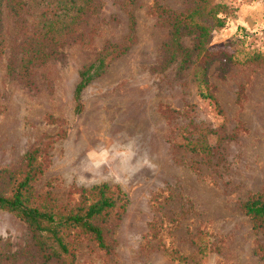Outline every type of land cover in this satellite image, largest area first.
Here are the masks:
<instances>
[{
  "label": "rangeland",
  "instance_id": "obj_1",
  "mask_svg": "<svg viewBox=\"0 0 264 264\" xmlns=\"http://www.w3.org/2000/svg\"><path fill=\"white\" fill-rule=\"evenodd\" d=\"M153 4L195 8L191 0H95L72 35L40 44V26L28 16L20 24L0 4V193L36 149L32 196L70 207L76 189L106 183L127 198L105 225L112 250L80 240L75 264H264V231L241 209L264 189V0H207L194 18L210 26L205 10L219 6L223 26L200 42L185 39L186 68L162 70L168 34ZM100 56L103 73L75 101L79 73ZM165 107L185 112L186 129L192 120L216 130L205 139L213 157L177 145ZM29 242L26 225L0 210V264H57L43 263Z\"/></svg>",
  "mask_w": 264,
  "mask_h": 264
},
{
  "label": "trees",
  "instance_id": "obj_2",
  "mask_svg": "<svg viewBox=\"0 0 264 264\" xmlns=\"http://www.w3.org/2000/svg\"><path fill=\"white\" fill-rule=\"evenodd\" d=\"M95 0H0L7 13L25 24L23 16H28L31 25L40 26L39 43L50 42L62 32L73 34V26L93 11ZM132 1V0H130ZM195 5L192 10L177 13L153 4L150 13L156 17L158 23L163 25L168 34V39L161 46L162 61L160 69L176 64L179 69H184L191 62V49L185 46L187 38L197 42L203 40L210 27H222L225 10L219 6L209 7L205 15L210 20V26H204L194 18L197 9L204 7L207 0H191ZM220 15V16H218ZM23 37L24 33L22 34ZM34 36L26 37L32 42ZM28 46L27 42L24 43ZM28 49L38 54L40 47ZM105 57V54L103 55ZM100 56L95 63L79 73V82L73 91V98L78 100L81 90L92 78L101 75L104 71V58ZM32 53L28 55L30 59ZM209 100L215 101L210 93L205 95ZM204 97V95H203ZM217 113L220 109L214 104ZM78 107V106H77ZM162 115L171 128L178 129L177 145L195 157H213V147L205 139L214 135L216 130L204 126L202 122L193 123L186 129L182 122L183 110L163 108ZM187 126V125H186ZM225 138L233 139L225 135ZM224 140L218 137L217 143ZM38 151L36 149L24 154L22 168L10 179L9 192L0 193V210L12 213L22 221L30 233L28 247L33 255L43 263L54 261L57 264H75L74 247L80 240L91 242L96 249L109 253L112 247L105 238V225L108 219L118 220L125 210L127 198L125 193L116 185L100 183L88 188L76 189L77 201L70 207L55 203L48 194L42 197L32 196L30 184L39 174L40 166L36 162ZM4 178H10L7 172ZM242 212L249 218L255 228L264 231V189L260 193L250 195L241 205ZM175 252L168 253L172 259Z\"/></svg>",
  "mask_w": 264,
  "mask_h": 264
}]
</instances>
